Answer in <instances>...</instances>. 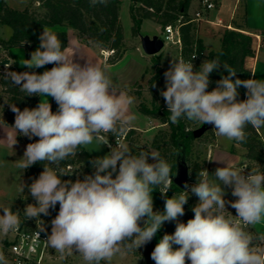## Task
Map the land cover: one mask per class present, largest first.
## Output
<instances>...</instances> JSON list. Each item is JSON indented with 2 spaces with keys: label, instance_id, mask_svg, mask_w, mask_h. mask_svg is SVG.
<instances>
[{
  "label": "clouds",
  "instance_id": "9594fccd",
  "mask_svg": "<svg viewBox=\"0 0 264 264\" xmlns=\"http://www.w3.org/2000/svg\"><path fill=\"white\" fill-rule=\"evenodd\" d=\"M108 3L89 0L92 7ZM39 40L30 59L22 58L20 65L28 69L56 66L42 74L6 71L3 77L25 95L40 97L35 108L21 111L10 105L15 121L6 135L11 148L18 135L39 138L26 146L16 163L22 171L37 162L44 165L30 185H18L22 193L27 186L36 201L26 206L24 216L38 221L37 240L40 232H46L41 214L49 215V209L59 204L46 245L61 259L78 253L87 264H111L114 257H124L151 242L165 222L183 216L188 200L184 193L190 190L199 201L192 208L194 218L186 224L177 222L173 234L163 235L151 253L155 264H186V260L190 264H264V232L248 230L264 226V171L253 168L245 174L246 165L218 161L225 166L212 175L206 169L199 171L194 185L185 184L186 191L168 198L173 175L166 158L158 152L133 154L124 143L110 144L108 134L126 135L137 119L131 111L134 97L114 85L110 66L88 59L83 65L76 62L50 27H44ZM194 59L175 57L164 73L166 90L160 95L172 124L186 119L212 125L217 137L237 143L247 141L249 125L264 128V79H233L237 71L219 58L205 60L194 71ZM221 65L228 75L208 91L209 76ZM11 67V63L5 65V69ZM240 87L247 90L243 101L237 100ZM47 97L58 105L55 113ZM94 142L110 151L90 161L93 174L75 182L62 181V176L73 173L61 167V162ZM221 185L231 187V195L237 199L226 201ZM156 189L165 197L163 212L153 211L152 192ZM226 205L235 209L234 217L225 214ZM0 209V234L6 236L19 228L21 220L18 211ZM0 264H8L2 250Z\"/></svg>",
  "mask_w": 264,
  "mask_h": 264
},
{
  "label": "trees",
  "instance_id": "16d2710c",
  "mask_svg": "<svg viewBox=\"0 0 264 264\" xmlns=\"http://www.w3.org/2000/svg\"><path fill=\"white\" fill-rule=\"evenodd\" d=\"M34 0H31L33 2ZM41 11L31 8L29 5L22 9L11 7L6 0H0V25H7L11 28L12 32L6 39L0 37V41L9 50L15 46H24L26 49V57L29 59L31 49L34 45H40L39 36L43 32L44 27L52 25H62L73 28L81 42L91 46H96L99 49H113V53L105 58L107 64H114L118 62L127 47L123 43V26L119 16V9L122 0H109L107 6L97 4L95 7L90 6L89 0H39ZM192 0H130V17L132 20V35L137 36L140 33L141 24L144 19H150L161 25L164 30L165 26L171 24L175 26L179 24V32L181 36V46L179 56L185 60H190L191 55L196 52L198 59L193 63L194 71L200 68L201 58L205 57L206 60L219 58L222 63H227L235 69L236 76L233 79L246 80L250 79L252 72L245 66V59L254 54L255 48L253 46L254 36L252 31L246 25L245 10L239 21H234L233 28H226L222 32L221 47L218 50H208L197 35V23L192 21V16L189 14V8ZM30 4V3H29ZM62 41L64 47L67 46L68 35L66 30H54ZM260 33L264 36V30ZM11 56V55H10ZM160 61H155V71L150 76L148 83V92L151 95L152 107L149 109L141 98L140 84L137 83L134 88V94L137 99V107L148 113L150 116L157 118L161 124L167 125L166 128L160 129L154 136L151 146L158 149L159 153L172 164V175L175 171V156L179 143H183L186 147L187 163L189 172L193 179L197 178V174L202 170V166L197 162L189 159V147L192 140L197 137L193 130L189 129V121L181 119L177 124H172L169 119V113L166 104L158 105L160 100V90L163 88L164 70L160 66ZM10 69L3 70L4 66L0 65V98L3 97L4 105L2 107L3 116L1 122L7 125H14L15 113L11 111L10 105L15 104L21 111L24 108H35L39 102L40 97L37 95L27 96L22 93L19 87L11 84V81L3 79L6 71L16 72H36L37 69H28L19 66L17 62H12ZM50 68L56 66L54 64H47ZM228 73L223 68L214 70L210 76V84L208 91H212L217 87V81L222 76H227ZM153 85H155L153 87ZM137 86V88H136ZM246 89L244 87L238 88V101L247 99L245 95ZM1 101V100H0ZM52 111L56 112V102L51 103ZM245 131L248 133L247 141L237 143L232 141L229 149L230 152L236 153V145L241 146L244 151L242 156L250 163H259L264 167V139L259 130L254 129L249 125ZM138 131L134 127H130L124 135L126 142H134ZM109 141H114L116 137L108 134ZM20 140L35 143L36 139L33 137L29 139L26 136L18 135ZM140 151L133 150V154H139ZM95 159L91 154L82 146L78 149V153L74 157H69L61 162V167L72 172L71 175L61 177V180H68L74 177L77 166H82L88 175L93 174L94 170L90 161ZM150 163L154 161H150ZM55 167V166H53ZM44 165L41 162L30 166L24 170L26 180L37 179L43 171ZM162 200L161 212L164 211L165 197L162 196L159 189L154 190ZM184 190L176 186L174 183L167 192V197L172 195H180ZM185 194V193H184ZM186 195V194H185ZM30 204H36L35 201L29 200ZM191 200H187L184 205L183 216L178 217L177 221L165 222L163 227L158 230L159 238L161 239L165 234H173L177 222L187 223L189 219L194 218ZM26 207H18L17 204L12 205V211L17 212L21 220L20 225H24L27 229H35L37 222L35 219H26L24 216V209ZM52 210V220L59 212V204ZM154 211V208H153ZM51 220V221H52ZM143 226V224H141ZM178 247V246H174ZM155 248L154 240L144 245L142 248L131 252L130 254L140 257V264H155L151 259V253ZM189 262L186 260V263Z\"/></svg>",
  "mask_w": 264,
  "mask_h": 264
},
{
  "label": "crops",
  "instance_id": "0c3cea01",
  "mask_svg": "<svg viewBox=\"0 0 264 264\" xmlns=\"http://www.w3.org/2000/svg\"><path fill=\"white\" fill-rule=\"evenodd\" d=\"M200 1L201 0L191 1L189 8V14L191 16H194L195 11L201 7ZM214 1L216 2L215 9H213V11L206 10L204 13V16L208 20L197 22L196 32L198 37L202 39V42L206 47V51L218 50L221 47L222 32L227 28L224 25L216 24L214 21L220 18L224 21L225 24L230 23L234 25L233 23L234 21H239L241 19L242 14H239V12L243 4H244L243 10H245L246 13L247 28L250 31H252V34L260 33L261 30H264V0H240V1L214 0ZM6 2L9 4L8 0H6ZM9 5L12 6L11 4ZM27 6L28 5L26 4L25 7ZM13 8L16 7L14 6ZM17 9H22V8H17ZM144 21L145 19L143 20L142 24L144 23ZM158 25L161 28V25L160 24ZM6 26L7 25H0V37L4 39L8 38L12 32L11 28L8 26L9 29H7ZM49 27L57 31L59 30L67 31L68 41H67V46L65 48L67 49L70 55H75L74 59L76 60V62H79L83 65L86 62V59H88L93 62L106 63L105 57L103 56L101 49H99L96 46H91L81 42L77 35V32L73 28L57 25V24ZM123 43L128 48L126 49L122 58L118 62L114 64H108L110 66L109 74L113 80L114 85L117 86L118 90L125 91L130 96L134 97L135 102L131 106V111L133 112V108L137 106V102H138L133 92L135 85L137 83L141 85L144 84L139 82V80L136 78V74L134 76L128 74L127 79L119 80L118 77H116V74L115 75L113 74L111 68L125 62H127V64L134 63L136 65V70L138 71V73L141 72L142 77H145L146 75L150 76V74H152L153 72V68L150 67V64L154 63L156 60H159L160 61L159 64L165 72L169 69L167 68V66H165L167 65L166 61H168L171 56L180 57L179 56L180 46L170 43L167 52L165 54L166 56H164L165 60H163V57L158 55V52L155 54H150L149 57L144 56L140 52L139 46L136 43V41L131 40L128 43L125 42V35L123 38ZM253 46L255 48V41L253 43ZM38 47H39L38 44L34 45L31 49V53L35 51ZM10 51H11L10 63L17 62L18 65L21 66L20 60L22 58L27 59L26 49L24 46L13 47L11 48ZM245 66L246 68L251 70L252 74L255 73V76L252 75L251 78L264 79V48H260L259 50L255 49L253 55L246 57ZM48 70H50V68L47 65L37 69L39 74H42L44 71H48ZM164 82H165V76L163 78V83ZM144 86L147 88V84H145ZM47 99L50 104L54 102V99L52 97H47ZM57 109H58V105L56 104V111ZM10 130H11V125L2 123L0 118V197H8V198L10 197L9 199H11L12 197L14 203H18L17 200L19 197H21L20 195H27L28 189L27 186H25L23 193L18 190V185H16V188L14 189L13 186L14 178L17 177V175H19L20 177L21 174H23L25 178L24 170L22 171L18 169L16 167V163L19 159L23 157V154L26 150V146L29 143L20 140L17 137V144L14 145L13 148L9 147L6 141V135ZM259 131L264 139V128L259 129ZM231 143L232 141L228 144L227 147H223L221 146L220 143V137H217V143H214L211 148V160H213L211 161V173H212V167L214 169L215 167L217 168L223 167L225 166L223 163L235 164L238 166V164L241 165L244 161H246V159L240 154L241 153L240 151L241 150L243 151V148L241 146L237 145L239 149V153H232L229 151V147ZM218 161H222L223 163ZM23 175L20 177L21 182H23L25 185H30L33 182V180H26L25 178V180L23 181ZM230 197L229 196L225 197V199L226 198L230 199ZM153 239L156 246V244L159 242L160 239H156L155 236L153 237ZM2 242H0V245L2 244ZM135 257L138 258L140 263V257L139 256H135ZM58 262H60V264H67V262L65 263V259H62L61 261L59 260L57 261V263ZM103 262L101 263L108 264V262L105 261Z\"/></svg>",
  "mask_w": 264,
  "mask_h": 264
},
{
  "label": "rangeland",
  "instance_id": "374dc122",
  "mask_svg": "<svg viewBox=\"0 0 264 264\" xmlns=\"http://www.w3.org/2000/svg\"><path fill=\"white\" fill-rule=\"evenodd\" d=\"M8 1H9V4H11L13 7L15 6L16 8H24L27 4L31 8L38 9V11L42 10V8L40 7V4L36 5V1H39V0H34L33 2H31V0H8ZM243 5L240 9L239 14H243V11H244ZM129 6H130V0H122L121 4H120V9H119V16H120V20H121V23L123 26V32L125 35V42L128 43L131 40L136 41V43L139 46L140 52L144 56L149 57L150 54L146 53L142 48V40L146 37L153 38L156 35L162 39H165V33L166 32L162 28L159 27L158 23H156L150 19H145L144 23L141 26V30H140L139 35L133 36L132 35V20L130 17ZM200 8H202V7H200ZM213 9H215V7L210 9V11L211 10L213 11ZM202 13L204 14L205 11L203 10ZM6 27H7V29H9L8 26H6ZM170 43L171 42L169 40H165L163 47L158 51V55L163 57V60H165L164 56H166L165 54L167 52V49H168V46L170 45ZM175 57L176 56H171L170 59L168 61H166L167 65H165V66H167V68L170 67V63L172 62L173 58H175ZM205 60H206V58L202 57L200 61H201V63H203ZM3 66H4L3 70H5V65H3ZM150 67L153 68V72H152V74H153L155 71V62L150 64ZM111 70L113 71L114 75L116 74V77H118L119 80L127 79L128 74H131V76H134L136 74V78L139 80L140 83H143L144 85L147 84V88L141 84H140V86H138V87H140L142 101L145 103L147 108L150 109L152 107L151 95L148 92V83H149L150 76L152 74H150V76L146 75L145 77H142L141 72L138 73V71L136 70V65L134 63L127 64V62L119 64L118 66H114L111 68ZM162 83H163V81H162ZM164 83H163V88H161L160 92L166 90V86H165L166 84L164 85ZM136 88H137V86H136ZM0 100H1L0 101V118H1V116H3L2 107L4 105L5 99L3 97H1ZM164 104H165L164 98L160 95V100L158 102V105L160 106V105H164ZM133 113H135L137 119L133 122L132 126H134L135 128H138L137 129L138 135L136 136V140L134 142H126L123 139L121 141V143L126 144L132 152H133V150H135V151H146V152H158L159 153L158 149L151 146V142H152L154 136L158 133V131L160 129L166 128L167 125L161 124L157 118L152 117L148 113L141 111L137 106H135L133 108ZM189 126H190L189 129L193 130L194 133H195V131H201V134L198 135L197 137H195L191 142V145L188 149L189 150V159L192 161V163L197 161L202 166V170L206 169L208 171V173L210 175H212V174H214V172L217 168V167H215V169H214L212 167V173H211V161H210L211 160V148H212V145L214 143H217V136L215 135V129L212 128V125L199 124V123H196L193 121H189ZM34 138L36 139V142L39 139L38 137H34ZM220 143H221V146L227 147L228 144L230 143V141L226 140L223 137H220ZM231 145H232V143H231ZM231 145H230V147H231ZM83 147L94 158L103 157L104 155H106L110 151V148L108 146H100V145L96 144L95 142L92 145L83 146ZM113 147H115V146H113ZM230 147H229V149H230ZM236 148H237L236 153H239V149H238L237 145H236ZM93 150H96V151H93ZM243 151H244V149H243ZM243 151L242 150L240 151L241 156H242ZM149 160L152 161L151 159H149ZM245 165L248 167L247 169H245V174H248L251 171V169H253V168H258L261 171H264L263 165H261L259 163H255V162L250 163V162H248L247 159L241 165L238 164V166H245ZM22 175L23 174H21L20 177ZM85 175H88V174L86 173L84 168L82 166H77V170H76L74 177H70L68 180H71L73 182H75V180L77 178L82 180ZM190 175H191V173H190ZM20 177H19V175H17V177L14 178V181H13L14 189L16 188V185H19V183L21 182ZM210 178H211V176H210ZM24 180H25V178L23 175V181ZM196 182H197V178L192 179V181L189 183V186L194 185ZM221 187L224 188L225 192H226L224 199H225V197L231 196L230 199L226 198L225 199L226 201H234L237 199L236 197H233L231 195V192H232L231 187H226L224 185H221ZM27 189H28L27 190L28 194L27 195H20L21 197H19L17 200L18 203H15L18 205V207H21V208L26 207L28 204H30V201H29L30 199L35 201V199L31 196V193H30L28 187H27ZM186 190L187 189H185L184 191H186ZM187 191H189V193H185V194L188 195V199L191 200V202L193 204H197L199 202L198 197L195 196L194 194H192L190 192V190H187ZM174 195H172V196H174ZM9 198L8 197H0V207H9L12 209V205L14 204V201H13L12 197H11V199H9ZM152 198H153L154 212L155 211L161 212L162 200L155 191L152 192ZM2 214H3L2 209H0V215H2ZM225 214L231 215L234 217V215H236V211H235V209H232L230 206L226 205ZM52 215H53L52 210L49 209V215L45 216V215L41 214V217H40V219L44 222L45 228H47L50 231V235H51ZM37 223H38V221H37ZM163 225H162V227H163ZM248 230L252 231L254 233L264 232V226L257 225L255 228L250 227ZM4 237H5V235L0 234V242H2ZM155 238L160 239L158 232L155 235ZM257 244H260V242L257 241ZM135 256L136 255H133L130 253L124 257L116 256L113 258L111 264H140L138 258ZM6 259L8 261V264H14L11 259H9V258H6ZM64 259H65V263L67 262V264H87V262H85L78 253H73L71 256H68ZM101 262H103V261H101ZM59 264H60V262H59Z\"/></svg>",
  "mask_w": 264,
  "mask_h": 264
},
{
  "label": "built area",
  "instance_id": "2783aa9c",
  "mask_svg": "<svg viewBox=\"0 0 264 264\" xmlns=\"http://www.w3.org/2000/svg\"><path fill=\"white\" fill-rule=\"evenodd\" d=\"M240 1V0H237ZM40 2L36 1V5H39ZM201 7L195 11L194 16H192V21L199 22L203 20H208L202 11L210 10L215 7L216 2L214 0H201ZM216 24L224 25L227 28H233V25L228 23L225 24L224 21L220 18L214 21ZM165 40H169L171 43L181 46V36L179 32V24L172 26L168 24L164 28ZM255 41V49L259 50L264 47V36L261 33L253 34ZM113 49H101L103 56L106 58L111 53ZM195 57L192 61L198 59V54L194 52L191 55V59ZM9 58L11 61V56L9 50L3 45L0 41V61ZM124 139V136L116 137L114 141H110L112 146L121 143ZM39 231L36 227L35 229H27L24 225H20L18 229L9 232L2 244L0 245V250L5 254L6 258H9L13 261L14 264H59L57 261H61L60 254L57 253L54 249L48 247L45 243V240L50 235V231L46 228V232H40V239L37 240L35 233ZM186 264H190V261Z\"/></svg>",
  "mask_w": 264,
  "mask_h": 264
},
{
  "label": "water",
  "instance_id": "95a60500",
  "mask_svg": "<svg viewBox=\"0 0 264 264\" xmlns=\"http://www.w3.org/2000/svg\"><path fill=\"white\" fill-rule=\"evenodd\" d=\"M164 45L162 38L154 36L153 38L146 37L142 40V48L148 54L157 53ZM10 63L9 58H5L0 61V65H6ZM201 131H195V135L198 136ZM192 176L189 172V166L187 163L186 147L183 143H179L175 156V171L172 177L173 183L179 188L185 190V184L189 185L192 181ZM29 264V263H28Z\"/></svg>",
  "mask_w": 264,
  "mask_h": 264
}]
</instances>
